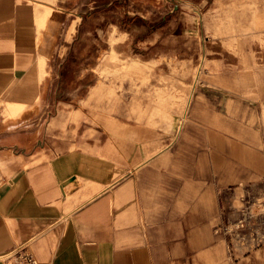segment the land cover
Returning a JSON list of instances; mask_svg holds the SVG:
<instances>
[{"label":"crops","instance_id":"crops-1","mask_svg":"<svg viewBox=\"0 0 264 264\" xmlns=\"http://www.w3.org/2000/svg\"><path fill=\"white\" fill-rule=\"evenodd\" d=\"M261 5L0 0V255L264 264V247L230 255L222 230L264 197V62L244 35L254 16L264 32ZM199 30L230 49L227 67L210 52L207 88L172 103L187 73L171 65Z\"/></svg>","mask_w":264,"mask_h":264},{"label":"rangeland","instance_id":"rangeland-1","mask_svg":"<svg viewBox=\"0 0 264 264\" xmlns=\"http://www.w3.org/2000/svg\"><path fill=\"white\" fill-rule=\"evenodd\" d=\"M252 4L256 9V12H258L259 6L260 9L262 8L261 0H252ZM250 20V27H252L245 29L246 31H249L250 29V33H244V35L248 37L247 41H249L248 44L245 45V49L250 48L249 57H251L254 62H257L260 58L264 62V32L258 33L257 27L254 26L257 25L256 20H259L258 16H254L250 18ZM243 23H246V18H244V21L241 18H234V21L232 18L231 22L229 20H225V25L228 27L230 25H240ZM198 27H200V24L198 25ZM198 33L200 35V40H198V34L197 38L195 37L196 32L187 33V41L185 42L186 48L183 50L184 54L182 55L183 62L181 65H171L172 71L174 66H181L178 67V70L184 71L186 69L187 73V77L183 81L170 82V90H172V103L182 102L186 106L192 100L196 90L207 88L209 83L206 77L207 73L204 64L208 61L207 59L210 57V52H213V54L217 53L216 55H220L219 61L223 62V65L221 67H227L226 63H228L229 61L228 50L230 49L222 48L218 50L216 47H214L212 40L215 37H212L213 32L211 34L210 31L200 32L199 30ZM222 33L228 35L229 31L227 30ZM230 34H233L235 36L238 34V32L232 30L230 31ZM176 43L177 46L179 42ZM172 51H175L176 53L178 52L177 48H174V50ZM162 67L163 66H159L160 69ZM166 69L167 68L164 67L165 71ZM91 83L94 82L92 81ZM173 94H180L182 96L175 97L173 96ZM174 131L175 129H172V132ZM243 205L244 206L238 210L239 214L237 215L236 219H234L231 224L226 223L222 227V230L227 237L226 240L231 252L230 255L234 254V250H238L237 247L241 249L245 247L248 250H255L264 247V197L261 199L251 197L249 199H246Z\"/></svg>","mask_w":264,"mask_h":264},{"label":"built area","instance_id":"built-area-1","mask_svg":"<svg viewBox=\"0 0 264 264\" xmlns=\"http://www.w3.org/2000/svg\"><path fill=\"white\" fill-rule=\"evenodd\" d=\"M3 115L2 103L0 101V120ZM0 264H40L30 253L27 245L13 248L0 255Z\"/></svg>","mask_w":264,"mask_h":264}]
</instances>
